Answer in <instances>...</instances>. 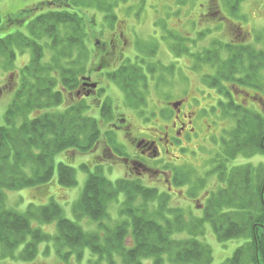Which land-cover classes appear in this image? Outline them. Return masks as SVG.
I'll return each mask as SVG.
<instances>
[{"label": "trees", "instance_id": "1", "mask_svg": "<svg viewBox=\"0 0 264 264\" xmlns=\"http://www.w3.org/2000/svg\"><path fill=\"white\" fill-rule=\"evenodd\" d=\"M127 1L75 0L78 11L50 10L31 20L28 32L17 30L0 36V59L8 64L0 61L3 70H11L20 47L32 52L30 61L19 71L11 105L3 117L0 115V259L4 262L34 260L40 244L50 243L56 248L58 259L64 262L87 258L88 264H113L116 257L121 264H142L144 259H151L152 264L213 261L209 244L195 237L204 234L205 223L202 229L190 230L191 238L174 239L175 234L183 231L185 225L181 223L188 215L171 205L168 192H160L158 186L151 187L140 180L112 181L102 174L101 168L87 177L73 206L75 220L66 217L54 200L45 205L31 204L26 212L6 204L7 191L49 182L58 153L68 149L86 153L96 147L101 135L99 119L86 113L89 105L85 100L73 96L92 54L80 11L84 7L98 10L112 26L110 21L117 18V7ZM243 1L224 0V3L235 14ZM60 29L63 31L58 37ZM44 38L46 45L41 40ZM229 44L219 42L214 51L206 49L196 54L197 63L215 68V74L204 75V84L210 88L219 86L218 93L223 96L217 112L215 107L212 112L219 113L218 117L228 114L235 119L230 136L222 138L226 148L222 155L228 161L240 154L264 155V109L238 104L231 93L236 90L244 95L261 96L264 48ZM46 49L54 50L49 65L43 62ZM223 51L227 52L226 59L221 56ZM92 59L97 60L92 64L93 71L108 66V56L101 58L94 52ZM51 64L53 69L49 68ZM141 69L136 64H122L108 76L136 104L142 103L138 95L143 93L141 85L146 77ZM64 100L68 104L59 107ZM55 107L58 108L51 111ZM57 170L61 185H76L74 167L60 161ZM218 171L224 185L207 198L203 216L197 221L210 223L219 242L244 239L222 264H264V161L258 165L244 163L230 170L220 164ZM178 182L176 176L174 183ZM121 195L124 198L120 201ZM138 201L140 204L134 205ZM114 203L119 209L116 221L108 212ZM85 219L94 221L98 231L86 230L80 223ZM110 220L113 225L108 223ZM53 222L57 227L54 233L42 228ZM128 238L134 245L126 246Z\"/></svg>", "mask_w": 264, "mask_h": 264}, {"label": "rangeland", "instance_id": "2", "mask_svg": "<svg viewBox=\"0 0 264 264\" xmlns=\"http://www.w3.org/2000/svg\"><path fill=\"white\" fill-rule=\"evenodd\" d=\"M36 1L37 0H0V31H2V33L0 32V36L17 30H21V32L24 33L28 32L26 26L29 20L19 21L13 25L12 23H9L7 18L9 19L11 17L14 20H22L26 17L32 18L37 15V12L30 10L34 7L32 5H35ZM74 1L75 0H72L71 3ZM211 1L212 0H178L177 2V0H146L144 6H140L139 0H129L126 3L121 2L119 4V9L117 10L118 17L129 21L122 23L116 30L110 27L106 21L105 23L101 21V13L97 10L93 9L88 11L86 10V7H84L86 9L82 8L85 10H81L80 13L85 17L87 32L86 40L88 46L96 52L101 51L103 46H107L111 40L113 41L114 36L117 40L119 38V31L130 33V27L122 26H127L131 20L136 19L138 23H140L133 27L138 30L142 39L146 40L144 45L150 49L154 47V56L150 57L149 55H146L142 49H138L137 46L139 45L136 46L135 44H132L133 36L130 34L127 39L128 41L126 40V36L120 38L119 48L125 50V52L122 50L123 55H109L108 66L115 69L120 64H132L133 62H135L136 65H138V63L141 64L138 66L142 68L141 72L146 74V77H144L143 80L145 84L147 83L145 86L144 83L141 85L143 86V93L138 95L139 100H141L142 103L137 106V104L134 103L136 100L133 99L132 96L130 97L129 94L126 95L123 89L120 88L116 82H113L111 78L110 80L107 79V74V78H104L106 70H112L111 68L102 70L104 74L94 72L92 64L95 65L97 60L94 61L95 59H92L94 53L91 54L89 61H86L85 63L86 70L91 72L88 77L93 81L100 82L101 85H109L110 88L107 93L112 98L110 107L109 103L104 105L101 109L94 107L93 110H87L86 112L89 115L92 114L98 119L100 118L99 112L105 115L103 119L99 121L102 129L101 136L104 142L98 143L96 150L87 154H81L80 151L76 149H68L58 153L55 157L56 169L49 182L39 184L35 187H28L22 190H10L6 192V204L9 208L15 209L19 212H26L31 204H35L36 206L45 205L54 200L61 205L66 217L75 220L73 206L81 196L87 175L101 165L98 163H101L102 161V159H99V156L103 155L105 148L104 132L113 134L112 131L116 132L113 128V124H118V119L120 118H126L132 123L135 131H143L150 134V130L161 125V122L158 121L157 114L153 112L157 111L159 106L161 107L165 105V103H161V101L169 98L168 101L176 102L178 99L184 98L185 108L189 105L194 110L200 109L203 113H208V115L205 116L206 121L204 124H197V122H200V119H194V123L190 124V126L196 129V132L199 133L201 137L186 146V150L182 148L179 150H171L168 159H166L165 167L161 165L167 172L160 175L159 179L156 180V178H154L150 180L149 178H145L143 181L148 186H158L157 188H159L160 191L171 192L167 183L168 178L171 176V169L177 171L181 170V173H185L182 177L186 176L189 180H192V183L197 187L192 190V194L190 195L188 194L191 192L188 188L189 184H182L181 187L175 186L170 194L171 205L178 207V209L182 210L180 212L188 215L186 220L181 223V225H185L183 231L175 234L174 239L185 240L191 238L190 230L196 228L202 229V225L205 223L203 226L204 234H197L195 237L203 243L209 244L211 247L213 251V261L209 264H222L226 259L233 255L236 248L244 242L243 238H235L229 241L219 242L209 223H200L197 221L198 218L200 219L203 216L204 205L207 204V201H205L206 197L208 195L210 197L222 185H224L220 183L219 175L212 168V158L217 157L218 152L224 155L226 148L223 145V141H220V139L222 137L227 138L230 136V131L235 125V119L228 114H224L223 117L222 115L218 117L219 113L212 112V107H215V112H217L219 108L218 101L223 96L218 93V91H215L219 86L214 88V90H208L206 88V85L204 84L205 76L207 74H215V68H211L210 65L206 67L203 63H197L196 54L201 51L204 52L206 49V51H214L219 42L222 44L230 43V46L239 44L253 46L257 49L264 48V0H244L239 7V12L235 14L233 13V15L228 13L226 6H222V0H214V8H216L214 11L220 10L225 17L216 21L211 15L212 17H210L209 20L203 22L200 20V15L203 17L204 13L206 16L209 13H212L210 10L209 12L207 11L210 7L209 5ZM41 6L44 5H40V7ZM55 8L57 10H63L62 7ZM73 9L74 8L72 7L69 10L73 11ZM46 10L50 11L53 9L49 6L42 7L39 12H45ZM74 10L78 11L79 9L75 8ZM215 15V17H217V14ZM160 20H166V22L170 24L168 29L176 31L180 38H173L171 34L168 33V36L165 39L166 41H156L155 39L159 40V34L165 30L162 21L157 24L155 23V21ZM155 28L158 31L157 37L154 36L155 32L153 29ZM101 29L104 33L100 31ZM206 29H209V33L203 38H200L203 36L202 31ZM7 30L10 31L7 32ZM61 31L63 30L60 29L58 31V37H60L59 33ZM187 37L197 38L198 41L192 44L189 43L190 41H186L185 44L189 47L186 49L181 38ZM147 39L152 40L156 45L152 41H149V44ZM41 40H43L42 43L46 45V39L44 38ZM116 40L114 43H116ZM125 40L127 41V44L123 46ZM95 45L96 48H94ZM119 48L118 50H120ZM182 48L183 50H181ZM19 49L20 50L17 51L16 59L13 60L14 65L11 67V70H3L4 68L0 63L1 117H3L12 103L11 101L13 100L12 98L14 95L13 89L17 84L19 71L21 70V67L30 61V56L32 55L31 50L27 47H20ZM103 49L108 48L105 47ZM190 52H192L191 55H189ZM221 56L223 59H226L227 52L223 51ZM53 57L54 50L52 52L51 49H46L45 55L43 56V62L49 65L53 62ZM1 60L2 59H0V61ZM154 62L159 63V66L157 67ZM4 64L8 65L5 62L3 65ZM52 64L49 67L50 69H53ZM131 66L134 67V65ZM89 68H91V70ZM201 68L203 69L202 71L199 70ZM55 71L57 70L55 69ZM261 73L263 75V80L261 89H259L261 96L258 95V97L263 100L260 102H254V100L251 99L249 101L250 106L259 110L264 109V69ZM51 74L54 73L51 72ZM231 93H234L233 90ZM251 93L252 95L254 94L253 91ZM235 97L237 99V95H235L234 98ZM240 98L241 96H238V100H236L237 103H240ZM86 100L90 102V105H95V101L92 97L87 98ZM224 100H226V98H224ZM63 102L64 103L59 107L62 108L68 104L66 100ZM98 105L96 104L95 106L99 107ZM136 107L138 109H136ZM56 108L58 107L51 108V111ZM111 129L112 131H110ZM121 133L122 132L115 135L113 134L114 138L120 142L119 147H123V135ZM144 135L149 137L148 134ZM109 143H112L113 147L116 145L112 139ZM172 152L178 158H175ZM247 156L248 155L242 156L240 154L229 161L223 156V159L229 167L239 166L244 163L258 165L260 161H264V155L262 154ZM60 161L69 164L76 169V185L63 186L58 182L57 164ZM116 165L118 167L114 166L113 163H111V160H107L103 165V169L101 168L102 170H100L102 174L106 175L111 180L116 181L115 178L122 175L121 165ZM198 177L200 180L197 179ZM194 180H196V182ZM181 183L184 182L181 181ZM123 198L124 196L121 195L120 199ZM139 204L140 201L136 202L134 205ZM108 209L111 218L116 221L117 218H119L118 207L116 205H111ZM114 221L110 220L108 223L113 225ZM80 223L88 231H98V225L94 221L91 222L85 219ZM42 228L46 232L54 233L57 229L56 222L42 225ZM132 245H134V243L128 238L126 240V246ZM92 258L95 259L97 257ZM0 260H2L0 261V264H88L87 258H84L81 261H77L74 258H72L70 262L60 261L53 243H50L49 246H47V244H40L37 257L31 261L19 262L8 260L4 262L3 259ZM113 264H121V261H118V257L115 258ZM142 264H152V260L144 259Z\"/></svg>", "mask_w": 264, "mask_h": 264}, {"label": "flooded vegetation", "instance_id": "3", "mask_svg": "<svg viewBox=\"0 0 264 264\" xmlns=\"http://www.w3.org/2000/svg\"><path fill=\"white\" fill-rule=\"evenodd\" d=\"M71 1L72 0H37L35 2V5H32L34 7L31 8L30 10L37 12V15H39L41 13L39 12V10L42 7L44 8L49 6L50 8L52 7V9L54 10H57L55 7H62V9L69 8V6L72 5ZM40 5H44V6L40 7ZM209 6L210 7L207 11L209 12L210 10L212 11L213 14L209 13L206 16V14L204 13L203 14L204 16L202 17L203 21L209 20V17L211 15L216 21H218V17H223L220 10L214 11V9H216L214 8L215 7L214 0L210 2ZM214 13L217 14V17H215L216 15ZM37 15L33 17H36ZM8 20L9 23L11 22L13 25H15L19 21H26V18L22 20H14L13 18L10 17ZM127 21L120 19L118 17V19L115 22L116 23L115 30L122 23ZM161 21L165 30L164 33L159 34V40L155 39L156 41H162V40L164 41L169 33L167 28L170 27V24H168L166 20L164 21L161 20ZM136 24H140V23H138V21L134 19L131 20L127 26H122V27H130V31L132 33L119 31L118 32L119 38L116 40V37L114 36L113 41L111 40V42L109 43L110 47H108V49H103L106 47L103 46L101 51L97 52L98 56L102 58L112 54H122L123 49L119 48L120 38L126 36V40H127L130 34L131 36H133L132 44H135L139 36L138 30L135 29V27H133V26H137ZM157 34L158 33H156L154 36L157 37ZM115 40L116 43H114ZM126 40L123 42V46L127 44L128 40L127 41ZM118 48L120 50H118ZM123 51L125 52V50ZM94 52L96 51L94 50ZM102 69H104V67L97 68L94 72L100 74L102 72ZM86 78L89 77L86 76ZM92 82L95 81H93L91 78L90 81L81 78V85L78 88V94L80 95L81 98L92 97V99L96 102V104L100 103L99 105L101 106L105 101L107 92L104 94L103 97L101 94L103 92V89L107 91V88L105 86L103 87L100 82H96L98 83V87L93 88L90 85V83ZM235 95H237V99L236 97L234 98ZM238 96H241L239 100L241 105L243 103L248 104V102L254 98L250 94L244 95V93L242 92L240 93L238 91H235L233 93V98L235 99V101L238 100ZM177 102L178 105L174 107L172 106L173 105L172 101H167L165 102V105L161 107L159 106L157 111H153L155 114H157L158 121L161 122V125L150 130V134L145 133L143 131L142 132L135 131V128L132 125V123L129 122L126 118L118 119L119 123L116 125L113 124V128L116 130L117 133L115 131H112V129L110 131H112L114 135L122 132L121 134L123 135V140H122L123 147H119L120 142L117 141L114 137H111L114 143H116V145L113 147L112 143H109L110 142L109 136L105 134L104 152L103 155L99 156V159L100 160L102 159V161L101 163L98 164L99 165L101 164L103 166L105 163V162L103 163V161L106 160H112L115 164L120 163L121 168L123 167L121 178L130 181H137V180L143 181L145 178H149L150 180L154 178H156V180L159 179L160 175L165 174L167 172L166 169L162 168V166L165 167L166 159H168V155L171 152V150H175V149L179 150L180 148L186 150L187 148L186 146H188L192 141L198 140L201 137L199 133L196 132V129L190 126V124L194 123V119H200V122H197V124L198 123L204 124V122L206 121L205 115L202 113L200 109L194 110L189 105L185 108L184 98L178 99ZM161 103L163 102L161 101ZM144 134H148L149 137L145 136ZM98 142L103 143L104 140L101 139ZM94 150H96V148L93 149V151ZM173 156L175 158H178L174 154ZM170 172H171V176L170 178H168L167 183L169 185V190L172 192V190L176 186L173 184V180L175 179V175H176L175 174L176 170L171 169ZM118 177L119 176H117V178Z\"/></svg>", "mask_w": 264, "mask_h": 264}, {"label": "water", "instance_id": "4", "mask_svg": "<svg viewBox=\"0 0 264 264\" xmlns=\"http://www.w3.org/2000/svg\"><path fill=\"white\" fill-rule=\"evenodd\" d=\"M92 86H93V87H95L96 85H95V84H93Z\"/></svg>", "mask_w": 264, "mask_h": 264}]
</instances>
